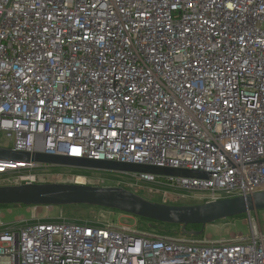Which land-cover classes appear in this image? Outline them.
<instances>
[{
	"label": "built area",
	"instance_id": "2783aa9c",
	"mask_svg": "<svg viewBox=\"0 0 264 264\" xmlns=\"http://www.w3.org/2000/svg\"><path fill=\"white\" fill-rule=\"evenodd\" d=\"M2 136L5 149L206 172L132 173L192 203L263 190L264 0H0ZM46 166L0 159V175L42 183ZM0 264H264V235L34 217L0 231Z\"/></svg>",
	"mask_w": 264,
	"mask_h": 264
},
{
	"label": "water",
	"instance_id": "95a60500",
	"mask_svg": "<svg viewBox=\"0 0 264 264\" xmlns=\"http://www.w3.org/2000/svg\"><path fill=\"white\" fill-rule=\"evenodd\" d=\"M0 159L31 161L47 166L111 171L118 173H151L182 177L207 178L208 173L173 167L125 163L113 160L68 157L45 153H29L0 148ZM64 206L87 205L114 209L162 223L181 226V233L198 236L206 224L264 209V189L252 194L222 198L194 205H174L155 202L121 186H98L84 183H22L0 185V205ZM199 224L200 230H187L188 225Z\"/></svg>",
	"mask_w": 264,
	"mask_h": 264
},
{
	"label": "rangeland",
	"instance_id": "374dc122",
	"mask_svg": "<svg viewBox=\"0 0 264 264\" xmlns=\"http://www.w3.org/2000/svg\"><path fill=\"white\" fill-rule=\"evenodd\" d=\"M0 146L8 148L11 146V141L5 137L0 138ZM33 172L37 175H44L46 179L41 182H61V183H84L98 186H116L125 187L145 198L166 204L174 205H194L188 201L191 198L190 194H185V199L179 195V192H174L167 196L159 195L152 190H160L156 185L146 182L139 177H135L128 173H118L111 171L86 170L67 167L63 165H51L40 167ZM14 177V174L0 175V185H8L9 179ZM77 177L84 178L83 182H78ZM136 187H142L139 189ZM149 189V190H148ZM250 216L246 213L234 217L223 218L204 226L203 231L198 236L186 235L181 233V226L174 224L162 223L146 218H140L129 213L121 212L114 209L87 205H64V206H24L7 204L0 205V231L5 227H18L24 221H30L32 218L53 220L57 216L68 217L74 220H96L112 223L115 226H128L139 232L150 234H165L170 236H181L186 239L200 238L210 236L213 241L227 240L231 237L242 233L247 236L250 233L251 223H256L264 235V209L250 211Z\"/></svg>",
	"mask_w": 264,
	"mask_h": 264
},
{
	"label": "trees",
	"instance_id": "16d2710c",
	"mask_svg": "<svg viewBox=\"0 0 264 264\" xmlns=\"http://www.w3.org/2000/svg\"><path fill=\"white\" fill-rule=\"evenodd\" d=\"M95 207V206H94ZM102 208V207H101ZM108 209V208H107ZM187 230H200L201 229V225L199 224H194V225H188L186 227Z\"/></svg>",
	"mask_w": 264,
	"mask_h": 264
},
{
	"label": "bare ground",
	"instance_id": "6f19581e",
	"mask_svg": "<svg viewBox=\"0 0 264 264\" xmlns=\"http://www.w3.org/2000/svg\"><path fill=\"white\" fill-rule=\"evenodd\" d=\"M77 180H78V182H83L84 178H82V177H77Z\"/></svg>",
	"mask_w": 264,
	"mask_h": 264
}]
</instances>
